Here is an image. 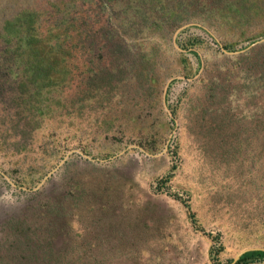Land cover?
<instances>
[{
	"label": "rangeland",
	"instance_id": "obj_1",
	"mask_svg": "<svg viewBox=\"0 0 264 264\" xmlns=\"http://www.w3.org/2000/svg\"><path fill=\"white\" fill-rule=\"evenodd\" d=\"M262 38L264 0H0V264L264 248Z\"/></svg>",
	"mask_w": 264,
	"mask_h": 264
},
{
	"label": "water",
	"instance_id": "obj_2",
	"mask_svg": "<svg viewBox=\"0 0 264 264\" xmlns=\"http://www.w3.org/2000/svg\"><path fill=\"white\" fill-rule=\"evenodd\" d=\"M190 26H201V25L198 24V23H195V22H189V23H186V24H184V25L178 27L177 30H176V32L174 33V37H173V41H174V44H175L176 48H178V49L181 50V48L177 45V42H176L177 35L179 34V32H180L181 30H183V29H185V28H187V27H190ZM262 41H264V38L260 39V40L257 41V42H254L253 45H255V44L259 43V42H262ZM226 52H228V51H226ZM228 53L232 54V53H236V52H228ZM175 78H184V77H183V76L171 77V78L168 80V82H167V84H166V86H165V88H164V105H165L166 110L171 114V116H173V114H172V112H171L169 106L167 105V102H166V94H167V89H168L169 84H170L171 81H173ZM131 147H134V146H130V148H131ZM123 152H124V151H123ZM123 152H122V153H123ZM152 156H157V155H156V154H155V155L153 154ZM253 250H262V251H264V248H263V247H250V248H246V249L240 251V252H239V253L233 258V261L231 262V264H236V263H238V261L240 260V258H241L246 252H248V251H253Z\"/></svg>",
	"mask_w": 264,
	"mask_h": 264
},
{
	"label": "crops",
	"instance_id": "obj_3",
	"mask_svg": "<svg viewBox=\"0 0 264 264\" xmlns=\"http://www.w3.org/2000/svg\"><path fill=\"white\" fill-rule=\"evenodd\" d=\"M248 264H264V260L257 261V262H250Z\"/></svg>",
	"mask_w": 264,
	"mask_h": 264
},
{
	"label": "trees",
	"instance_id": "obj_4",
	"mask_svg": "<svg viewBox=\"0 0 264 264\" xmlns=\"http://www.w3.org/2000/svg\"><path fill=\"white\" fill-rule=\"evenodd\" d=\"M243 261V258L242 259H240V263Z\"/></svg>",
	"mask_w": 264,
	"mask_h": 264
}]
</instances>
